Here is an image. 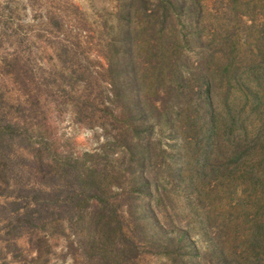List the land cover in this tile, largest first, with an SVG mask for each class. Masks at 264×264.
I'll list each match as a JSON object with an SVG mask.
<instances>
[{
  "label": "rangeland",
  "instance_id": "1",
  "mask_svg": "<svg viewBox=\"0 0 264 264\" xmlns=\"http://www.w3.org/2000/svg\"><path fill=\"white\" fill-rule=\"evenodd\" d=\"M125 6L0 0V264H180L156 246L138 188L131 71L119 58ZM153 139L160 155L169 137ZM14 201L41 223L16 226ZM179 207L172 220L185 229L193 218Z\"/></svg>",
  "mask_w": 264,
  "mask_h": 264
},
{
  "label": "trees",
  "instance_id": "2",
  "mask_svg": "<svg viewBox=\"0 0 264 264\" xmlns=\"http://www.w3.org/2000/svg\"><path fill=\"white\" fill-rule=\"evenodd\" d=\"M150 1L124 7L119 58L131 71L132 155L155 245L180 264H264V0ZM157 133L169 137L160 155ZM181 201L193 218L185 229L172 220ZM15 203L16 226L41 223Z\"/></svg>",
  "mask_w": 264,
  "mask_h": 264
}]
</instances>
